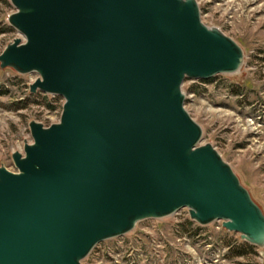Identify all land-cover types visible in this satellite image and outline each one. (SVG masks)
<instances>
[{
	"label": "water",
	"instance_id": "1",
	"mask_svg": "<svg viewBox=\"0 0 264 264\" xmlns=\"http://www.w3.org/2000/svg\"><path fill=\"white\" fill-rule=\"evenodd\" d=\"M0 67L64 98L0 167V264H83L145 220L189 210L264 248V213L186 109V80L239 73L241 46L197 0H11Z\"/></svg>",
	"mask_w": 264,
	"mask_h": 264
},
{
	"label": "rangeland",
	"instance_id": "2",
	"mask_svg": "<svg viewBox=\"0 0 264 264\" xmlns=\"http://www.w3.org/2000/svg\"><path fill=\"white\" fill-rule=\"evenodd\" d=\"M197 1L203 23L236 41L245 61L235 75L186 80V109L203 128V144L216 148L264 213V0ZM16 12L11 0H0V53L22 37L9 24ZM38 77L0 67V167L11 172L12 155L33 142L30 123L50 127L62 117L64 98L31 94ZM242 243L249 244L223 222L200 226L183 209L99 244L83 264H264V248L240 252Z\"/></svg>",
	"mask_w": 264,
	"mask_h": 264
},
{
	"label": "trees",
	"instance_id": "3",
	"mask_svg": "<svg viewBox=\"0 0 264 264\" xmlns=\"http://www.w3.org/2000/svg\"><path fill=\"white\" fill-rule=\"evenodd\" d=\"M237 248L240 250V252H241V250L242 251H247V250H252L253 249V247L251 245L246 244V243H242ZM241 255H243V253L239 254V256H241Z\"/></svg>",
	"mask_w": 264,
	"mask_h": 264
}]
</instances>
